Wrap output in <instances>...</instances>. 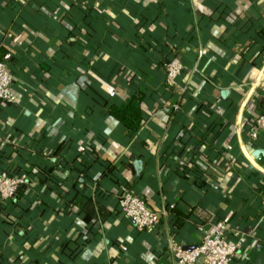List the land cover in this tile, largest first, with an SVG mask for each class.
<instances>
[{"label":"crops","instance_id":"0c3cea01","mask_svg":"<svg viewBox=\"0 0 264 264\" xmlns=\"http://www.w3.org/2000/svg\"><path fill=\"white\" fill-rule=\"evenodd\" d=\"M262 28L264 0H0L17 97L0 102L13 143L1 160L28 176L20 208L0 200V264H175L169 240L195 246L217 220L244 238L230 264H264V137H248ZM174 56L183 68L168 86L160 64ZM140 93L133 135L108 109ZM75 158L104 221L69 201ZM124 185L165 212L157 230L115 206ZM172 208L189 212L179 227Z\"/></svg>","mask_w":264,"mask_h":264},{"label":"built area","instance_id":"2783aa9c","mask_svg":"<svg viewBox=\"0 0 264 264\" xmlns=\"http://www.w3.org/2000/svg\"><path fill=\"white\" fill-rule=\"evenodd\" d=\"M182 68V62L177 56L166 62L164 64L165 84L175 85ZM16 99L12 74L7 65L0 60V102L13 104ZM261 101V109L248 127V137L252 142L264 137V89ZM6 142L0 137V147ZM27 180L28 176L25 173L11 175L7 172H0V199L12 198L17 189L25 185ZM117 198L122 214L132 220L139 230L155 228L165 214L164 211L151 209L141 196L135 194L128 187L122 186ZM200 232L199 243L191 249H185L178 242L169 240V249L175 264H230L244 241L240 229L223 220L212 222L206 227H200Z\"/></svg>","mask_w":264,"mask_h":264},{"label":"trees","instance_id":"16d2710c","mask_svg":"<svg viewBox=\"0 0 264 264\" xmlns=\"http://www.w3.org/2000/svg\"><path fill=\"white\" fill-rule=\"evenodd\" d=\"M260 33L262 34V39L264 40L263 28L260 30ZM4 53L5 51H3V53H0V60L7 65ZM169 60H171V58L165 59L163 60V62H161L160 65L163 70H164V64ZM144 101H145V96L143 93L133 94L121 105L112 104L108 109V114L113 118H115L120 123H122L127 129V131L130 134L134 135L138 132L143 122L142 104L144 103ZM5 105H11V104H5ZM1 138L5 139L7 142L2 147H0V172H7L11 175H15L17 172L15 171L16 167L13 165V163L8 162L7 160H1L5 156L3 150L8 145H12L13 143L8 138H3V137ZM71 163H72L71 169L75 175V178L73 180L74 192L71 199L69 200L71 205L75 206L76 208L79 209L81 213H83L84 219H97V217L100 216L102 221L106 220L110 212L103 205H100L98 202L94 201L92 196L89 195V193H87L90 188L89 180H88L89 179L88 171L90 169L89 164H87L85 159L82 158L81 159L75 158L74 160H72ZM78 185H81L82 187L79 189ZM124 186L129 188L128 185H124ZM21 196H22V190L20 186L17 189L16 194L13 196V197H17V199L16 200L12 199L11 202L14 207L20 208L19 199L21 198ZM115 206L119 209V211H121L118 206V198H116ZM171 212L176 215L175 225L177 227L181 226L184 223L185 219L189 216V212L184 213L179 208H172ZM160 226H161V222L155 228H153L152 231L157 230Z\"/></svg>","mask_w":264,"mask_h":264},{"label":"water","instance_id":"95a60500","mask_svg":"<svg viewBox=\"0 0 264 264\" xmlns=\"http://www.w3.org/2000/svg\"><path fill=\"white\" fill-rule=\"evenodd\" d=\"M194 246H192V247H189V246H187V247H184L185 249H191V248H193Z\"/></svg>","mask_w":264,"mask_h":264}]
</instances>
